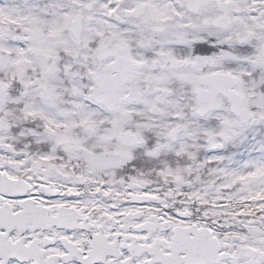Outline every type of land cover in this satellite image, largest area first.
Instances as JSON below:
<instances>
[{
    "label": "snow or ice",
    "instance_id": "obj_1",
    "mask_svg": "<svg viewBox=\"0 0 264 264\" xmlns=\"http://www.w3.org/2000/svg\"><path fill=\"white\" fill-rule=\"evenodd\" d=\"M0 264H264V0H0Z\"/></svg>",
    "mask_w": 264,
    "mask_h": 264
}]
</instances>
